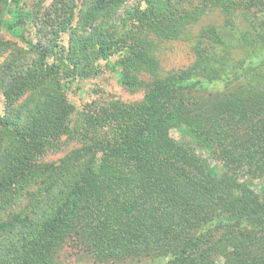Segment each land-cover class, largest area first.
Instances as JSON below:
<instances>
[{
    "label": "trees",
    "instance_id": "obj_1",
    "mask_svg": "<svg viewBox=\"0 0 264 264\" xmlns=\"http://www.w3.org/2000/svg\"><path fill=\"white\" fill-rule=\"evenodd\" d=\"M23 1L0 0V29L32 58L0 66V264H59L71 240L100 263L264 264V0H84L67 46L25 36ZM209 8L227 32L192 37ZM174 41L194 61L163 75L157 52ZM103 63L143 99L78 112L66 83ZM66 137L81 147L45 161Z\"/></svg>",
    "mask_w": 264,
    "mask_h": 264
},
{
    "label": "rangeland",
    "instance_id": "obj_2",
    "mask_svg": "<svg viewBox=\"0 0 264 264\" xmlns=\"http://www.w3.org/2000/svg\"><path fill=\"white\" fill-rule=\"evenodd\" d=\"M135 0L134 2H136ZM84 0H24L22 3L23 22L22 32L25 36L33 41H42L48 44L51 39L58 37L59 45L67 46L70 39L69 32L63 30L64 22L68 21L69 12L72 7L77 15L80 11ZM13 6H11L12 8ZM9 17V14H8ZM207 26H217L221 31L227 32L226 18L222 12L215 8H209L207 13L198 24L191 30V36L199 35L200 31ZM238 35L237 38L242 37L243 34L250 28V24L246 21H238ZM7 43L9 46L8 52L0 56V66L4 65L10 54L16 50V57L14 59L16 67L20 68L25 65L31 58L27 53V45L22 43L18 38L6 33L0 29V43ZM20 52V53H19ZM158 57L161 61L163 75L178 72L190 66L194 57L188 43L184 41L167 42L160 45L158 49ZM113 62L117 57L112 58ZM68 98L76 107L78 112L82 110H92L97 104L104 106L111 103H121L123 105H135L139 103L144 93L142 91H129L122 87L117 80L115 73L104 63L102 64L101 71L98 75L91 78H78L69 80L66 83ZM0 115L4 111L3 106V92L0 86ZM92 105H95L91 107ZM72 126L79 129V115L72 119ZM172 136L181 141H187L193 145L197 152L209 160L213 166L215 173H222V164L211 158L209 152L197 143L184 129L175 130ZM82 142L78 138L66 137L62 140L61 144L53 149L46 157L47 162H56L62 159L66 154L74 149L81 147ZM261 186L256 185L259 189ZM59 264H152L150 259L140 260H127L118 262L100 263L95 261L89 253H87L81 246L71 240L66 243L61 250L58 258Z\"/></svg>",
    "mask_w": 264,
    "mask_h": 264
}]
</instances>
